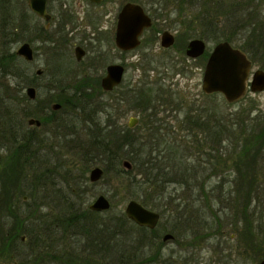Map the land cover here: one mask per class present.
<instances>
[{
    "label": "trees",
    "instance_id": "obj_1",
    "mask_svg": "<svg viewBox=\"0 0 264 264\" xmlns=\"http://www.w3.org/2000/svg\"><path fill=\"white\" fill-rule=\"evenodd\" d=\"M149 1L159 8L161 5L164 12L172 4L187 38L228 41L264 70V0ZM15 9L13 0H0V29L9 32L0 34V263L21 258L19 264H71L76 257L64 252L65 245L74 235H84L90 251L108 254L113 250L117 264H179L163 259L157 228L139 227L123 213L99 221L101 214L85 206L92 184L88 172L97 161L103 165L104 176L112 170L116 173L119 188L127 191L126 198L160 210L162 215L163 209L170 208L168 214L174 218L167 223L175 232L183 231L185 239L190 232L193 241L214 237L218 239L216 247L227 244L219 246L221 255L216 264H240L243 258L257 263L263 259L264 118L250 119L239 111L234 115L236 121H221L220 117L213 120L207 109L190 105L183 119L173 124L172 112L186 106L181 102L174 105L172 93L156 83L121 94L127 107L141 113V126L137 128L121 127L111 116L101 126L88 114L85 132L75 118L53 119V113L36 110L38 99L32 101L26 96V88L35 85L26 62L15 52L2 49L20 41ZM76 88L77 96L81 94L87 100L97 90L88 94ZM51 101L65 106L62 97ZM91 103L95 112L107 108L102 102ZM32 117L43 124L54 122L65 131V139L73 146L68 151L71 162L45 149L48 134L40 135L28 127L27 119ZM177 128L185 131L190 141L178 140L174 132ZM140 129L146 134H140ZM83 136L89 143L82 141ZM55 157L54 167L62 172L63 186L49 181L47 172H40L34 163L42 167ZM124 160L132 163V170L122 167ZM227 170L234 175L230 183L220 178ZM214 178H218L217 184L212 185ZM170 186H174L172 190L181 189L187 197L173 196ZM46 199L54 203L49 209L43 202ZM203 208L209 213L201 212ZM226 228L228 233L224 235ZM225 237L230 240L226 242ZM82 264H90L88 254Z\"/></svg>",
    "mask_w": 264,
    "mask_h": 264
},
{
    "label": "rangeland",
    "instance_id": "obj_2",
    "mask_svg": "<svg viewBox=\"0 0 264 264\" xmlns=\"http://www.w3.org/2000/svg\"><path fill=\"white\" fill-rule=\"evenodd\" d=\"M20 1L21 0H19V2L18 0H13V3H21ZM112 1H116V0H112ZM135 1L136 3H152L149 0H135ZM119 2L121 3L122 0H119ZM172 6L173 5L171 4V6L167 7V10L165 12L161 5L158 11L155 10L156 9L155 6L154 8H152L149 4H147L146 8L154 9L156 11L157 16H163V20H162L163 22H159V24L162 25L161 27H163V29L168 28V29L180 31V38L189 40V38L186 37L185 33L181 31V27H180L181 19L176 18L177 12ZM14 16H16V12L14 13ZM15 24L17 25V20L15 21ZM1 33L7 34L9 32L8 31L3 32V30L0 29V34ZM204 40L206 41V44H207L206 46L207 53H210L213 47L217 44V42L213 39L212 40L204 39ZM20 43L21 42L14 43V44L12 43L10 45L7 44L5 47H2V49H4L5 52L6 51L15 52L20 46ZM172 52H173V49L171 50V54ZM144 53H147L146 46H143L142 48L139 49V51H137V55L139 54L143 55ZM154 53H155V56H158L157 58L160 57L159 48L155 47ZM203 59L204 57L198 59L197 61H190L187 63L183 62L182 64L180 63L175 64V62H179V58L178 59L176 58L174 59L172 63V65L175 64V66H169L167 67V69L164 68V66L163 68L162 67L158 68V70L163 71V73H160L157 75L156 71L150 72V77L148 80H150L149 83L151 85L160 83L162 88L164 87L168 89L170 93H172L173 100L171 99L170 100L172 101L174 105H177L178 103L181 102L184 106H186L185 108L181 109L178 112H172V116L170 117V120L173 121V124H176L175 123L176 121H180L183 119L185 112L190 105L191 106L195 105V107L201 106L204 109H207L210 112V115H212L213 120H215V118L216 119L222 118L221 121H225L226 119H228L230 122L236 121L234 118L235 117L234 115L235 113H238L239 111H243L246 117L250 119H254V118L258 119L260 117L264 118V91L259 92V93L258 92L252 93L248 91L246 96L241 101L234 103V104L227 103L221 94H216L213 96L204 94L202 91V87H201L202 86V76H203L204 65H205ZM186 65H189V67H186ZM153 67H155V65ZM182 67H183L182 72H177L178 71L177 69L182 68ZM28 68H29V72H31L33 75L34 70L32 69V65L28 64ZM258 68L259 67L253 65V71ZM139 73H140V76H139ZM142 76H143V73L139 72V70H137L136 68L134 70L129 68V70L126 72V75L124 77V82L122 86L119 88L121 94L125 92L126 90H128L129 88L133 87L128 84H135L136 81L140 79H141V82H140L141 84L139 83L140 85L135 86V88L137 87L140 88L143 85H145V82L147 81L146 79H143ZM170 86H171V89H169ZM52 88L53 87L37 88L38 97L41 99L40 101H44L45 97L53 98L55 100H57V97H62L68 100L70 102V105L66 107V111H68V113H63V114L58 113L55 116L57 118L67 117L68 121H71L72 118H75L79 125V129L84 130L85 128L84 130L85 132H86V127L88 125V122L86 124L84 120L88 118L89 115L91 118L99 122L101 126L106 125L107 120L109 119V116H111L110 118H112L111 119L112 121H115L117 125L120 124L121 127L128 126L130 119L132 118L138 119L136 128L138 126H141V113H138V111L132 108L130 109V107H127L124 103V99L123 98L121 99V97H120V103L117 104L116 100H114V96L116 95L113 96V93L105 95L103 93L98 94L96 91H94L93 92L94 95L92 99L87 100L86 97L81 94H78L77 96V93L74 90V89H77L76 87L59 86V87H55L54 90H52ZM82 89L86 90V93L88 94H90L93 91V89H89L86 87H83ZM91 101L102 102L107 105V108L100 109L101 111L95 112L94 107H93L94 104H92ZM72 105L74 107H72ZM122 109L124 110L121 111ZM160 110L162 111L161 117H163V115H165V112H163V105L161 106ZM166 114L168 113L166 112ZM37 132L38 133L40 132L39 133L40 135L48 134L47 138L49 139H47V141H45L43 145L45 146V149L53 151L55 156H57L58 158L62 154L64 162H67V163L71 162L70 160H72V155L71 153L69 154L68 151L70 149H73V146H71V143L68 142L67 139H65L64 137L65 131L59 129L56 126V124L52 122L49 124L44 123L43 126L38 127ZM141 132L143 133V135L146 134V132L142 129H140V134ZM174 132L177 133L178 140L180 137H181V140H185V141H190L191 139L190 136H186L185 131H182L179 128H177ZM162 133L167 134L165 133V131H162ZM169 135L171 137L173 134L170 133ZM83 140L89 143L87 137L83 136L82 141ZM77 150L79 151L80 149L77 148ZM55 152H57V154ZM76 157H78V159H81L80 155L78 156L76 154ZM41 159L43 160L44 158H41ZM36 162L37 161H34V163L40 169V172L41 171L47 172V174L45 175H47L49 181H54L55 183H58L61 186L64 185V182H63L64 177L60 175L62 174L61 170L55 169L54 167V164L56 162V157L54 161L52 160V162L44 164L42 165V167H39ZM95 166H99L102 169H104L102 163L97 161L96 164H93L91 166V168L89 169V172ZM231 171L232 170L225 171V175L220 178L224 177L226 180H229L228 183H230V181L234 177ZM89 172H88V176H89ZM216 180H218V178H214L211 184L212 185L217 184ZM119 187H120V180L118 179L116 173L113 170L108 175L106 176L103 175L101 180H99L98 182L92 183L89 186L88 193L86 195V204H85L86 207L89 208V205L99 195H104L111 202L110 210L105 211V212H99L101 214V216L98 218L100 219L99 221L107 220L109 217H113L114 215H118L122 213L124 214L126 204L128 203L129 200H132V199L126 198L127 191ZM173 188L174 186H170L169 188V190H171L172 192L174 191L176 193V194L173 193V196L176 195L180 197L182 196L187 197V194L184 195L181 189L178 188L177 189L178 191H176L175 189L172 190ZM42 194H38V197L43 196ZM23 200H26V199H23ZM166 201L167 200H165V202ZM43 202L46 203V206H47L46 208L48 207L51 208L54 205V203H52L50 199H46ZM167 209H168L167 211L163 209V213H164L163 215L160 213V210L155 209V211L161 214V218H159L160 221L156 229L157 231L156 236L158 239L157 245L160 246V253L163 256V259H166V260L170 259L173 262L178 261L179 264H216L217 262L216 258L221 255L219 246L220 248H224L226 247L227 244L221 243L218 247H216L215 244L217 243L218 239L214 237H210V238L208 237L206 238L205 241H202V242L198 240L193 241L192 240L193 237L189 236L190 232H188V234L185 236L186 237L185 239L184 238L185 233L183 231L182 233H179V232H175L172 226L171 228L173 230L170 228L169 224L167 223V219H170V218L172 219L174 217L169 216L168 212H171L172 210L170 208H167ZM181 211H184V209L182 208ZM209 211L210 210L207 208L201 209V212L205 214L209 213ZM160 223L164 225L163 230L166 229L167 231L165 230L163 232L162 226ZM75 231H78V230H75ZM164 233L166 234L172 233L174 234L175 238L173 236L172 239H168L169 241L166 240V242H163ZM227 233H228V228H226L224 235H227ZM234 238L235 237H232V239ZM223 239L224 238H221L222 241H224ZM86 240L87 239L86 237H84V235H74L67 241L64 252L74 253L72 255L76 257V259L73 260L71 264H82V260L87 256V254L89 255V258H90V264H117L115 262V253H113V250L112 251L110 250L108 254H104V252H101V251L92 252L89 250L88 247L85 246ZM229 240L230 239L225 237L226 242ZM213 244L214 246L212 247ZM153 245L155 246V244ZM120 247H121L120 245L117 246L118 249ZM155 248L156 247L153 248L152 252H154ZM214 248L217 249L218 251L216 254L214 253L215 252ZM149 254H150V251H149ZM20 260L21 258L16 259L13 262L2 261L0 264H19ZM239 262L240 264H256V262L254 263L251 260H248L245 258H243V260H240Z\"/></svg>",
    "mask_w": 264,
    "mask_h": 264
},
{
    "label": "flooded vegetation",
    "instance_id": "obj_3",
    "mask_svg": "<svg viewBox=\"0 0 264 264\" xmlns=\"http://www.w3.org/2000/svg\"><path fill=\"white\" fill-rule=\"evenodd\" d=\"M39 1L41 0H37V2ZM44 1L43 15L40 14V3H34L32 8L29 0H21V3H16L15 9L20 46L28 43L33 53L31 61H27L21 56L18 57L25 61L27 65H32L35 80L33 87L36 88V91L39 87L70 86L95 88L97 90L94 91L98 94L107 95L113 93V96L116 95L114 100L119 104L121 97L119 88L122 86L129 68L133 70L136 68L143 73L142 78L147 81L145 85H149L150 72L156 71L157 75L163 73V71L158 70L159 67L163 68L164 66L167 69L169 66H175L176 63L182 64L183 62L197 61L202 57H204L203 61L206 65L207 58L210 55V53H206V49L205 54L201 57H189L186 54L188 44L196 38L181 39L180 31L168 28L163 29L162 25L159 24V22H163V16L156 15V11L159 10L156 3H136L135 0H122L121 3L119 0H116L118 2L101 0L98 3L91 0ZM130 3L138 4L143 8L151 19V25L145 28L140 35L138 47L122 49L117 42L120 34V14L124 6ZM147 4L152 8L155 6L156 11L146 8ZM164 32H169L174 39L173 45L169 48L163 47L162 44ZM143 46H146L147 53L137 55V51ZM155 47L160 49L159 58L155 56ZM172 49L173 52L171 54ZM176 58H179V62H175L172 65ZM154 65L155 67H153ZM111 66H121L124 72L121 83L112 90L107 91L103 89L102 81L107 76L108 68ZM186 67H189V65H186ZM177 70V72H182L183 67ZM140 82L141 79L136 81L135 84H128L133 86L129 90L140 85ZM169 89H171V86ZM36 99L39 100L35 103L36 110L43 111L47 115L53 113V119L57 118L55 115L58 113H68L66 107L70 105V102L65 98L64 107L59 101H51L52 98L45 97L44 101H40L38 93L34 100ZM57 103L61 107L58 110H53L52 106ZM72 107L74 106L72 105ZM29 119H27L29 128L38 130V127L43 126L42 121L38 118L34 119L39 120L41 125L30 126L28 124ZM135 127H130L128 124L130 129ZM167 220H171V218ZM164 235L166 233L163 234V237ZM172 235L174 236V234ZM163 242L166 241L163 240Z\"/></svg>",
    "mask_w": 264,
    "mask_h": 264
},
{
    "label": "water",
    "instance_id": "obj_4",
    "mask_svg": "<svg viewBox=\"0 0 264 264\" xmlns=\"http://www.w3.org/2000/svg\"><path fill=\"white\" fill-rule=\"evenodd\" d=\"M100 2L101 0H91ZM34 3H40V14H44V0H29L33 8ZM151 25L150 17L138 4H126L120 14V34L117 39L118 45L122 49H133L140 44L139 37L145 28ZM174 39L169 32L163 33V47L169 48L173 45ZM206 42L203 39H193L189 42L186 54L191 58H198L204 55ZM17 56L23 57L27 61L33 59V53L28 43L22 44L16 51ZM124 69L121 66H111L108 68L107 76L102 81L104 90H112L122 81ZM202 91L206 95L221 94L227 103L234 104L241 101L248 91L259 93L264 91V70L258 68L253 71V64L247 55L240 49L231 45L228 41L217 43L207 58L202 77ZM26 95L34 100L37 95L36 88L29 86L26 88ZM61 107L59 103L52 106L53 110ZM30 126H40L37 119L28 120ZM137 119H130L129 126L135 127ZM125 170H132V163L129 160L122 162ZM104 170L93 167L89 172L91 183L102 179ZM26 199V198H25ZM111 202L104 195H99L90 205L89 209L95 212H105L110 210ZM125 216L140 227L155 229L159 223L160 214L157 211L145 207L137 200H129L126 204ZM172 234H166L163 240L172 239ZM24 240V237H23ZM256 264H264V258Z\"/></svg>",
    "mask_w": 264,
    "mask_h": 264
}]
</instances>
